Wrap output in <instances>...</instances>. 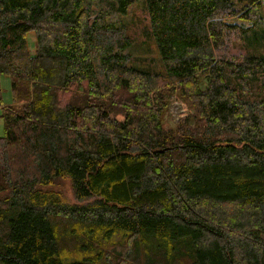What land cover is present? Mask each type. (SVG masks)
Wrapping results in <instances>:
<instances>
[{
  "label": "trees",
  "instance_id": "trees-1",
  "mask_svg": "<svg viewBox=\"0 0 264 264\" xmlns=\"http://www.w3.org/2000/svg\"><path fill=\"white\" fill-rule=\"evenodd\" d=\"M3 76L0 264H264V1L0 0Z\"/></svg>",
  "mask_w": 264,
  "mask_h": 264
},
{
  "label": "rangeland",
  "instance_id": "rangeland-1",
  "mask_svg": "<svg viewBox=\"0 0 264 264\" xmlns=\"http://www.w3.org/2000/svg\"><path fill=\"white\" fill-rule=\"evenodd\" d=\"M262 1H264V0H262ZM228 22L234 23L236 25H247V23H244L243 21H239L237 19H231ZM28 40H29L30 50L33 51V48H34V45H35L34 44V41H35L34 35L33 34H30L28 36ZM133 53L136 56H139V57H142V55L143 56H146L144 53H138L136 50H133ZM153 55H151V57ZM10 83H11V81H10V78L9 77H7V76L1 77V79H0L1 95H2L3 104L5 106H8V105L12 104V95H11V91H10L11 90L10 89ZM171 101H173V102H171ZM170 103L171 104H169V107L167 109V113H166L165 117L163 118V125H164L165 128H174L179 120L186 118L187 117V116H185L186 114H188V113L190 114L189 109H187L188 108L187 105L183 101L180 100V98L177 96L176 93L170 99ZM189 114H188V116L191 115V114L190 115ZM3 134H4L3 123H2V120L0 118V137H2ZM64 186L62 187L63 194L65 195V196H63V198L66 197V199L69 202L77 203L75 201L73 195H72V192L70 190L69 185L66 184ZM54 230H55V233L57 235H59L60 237L64 238L65 241H68L69 242V241L72 240V236L68 233L69 230H70V227L69 226L66 227V228L59 227L58 230H56L54 228ZM115 239H119V238L116 237ZM80 241H81V238L78 237L77 238V245L78 244H81ZM112 242L113 241L110 239V241L109 240L106 241V243H104L103 246H109ZM76 251L77 250H72L71 251V256L75 255ZM66 257L67 256H64V258H61V260L67 261V259H65Z\"/></svg>",
  "mask_w": 264,
  "mask_h": 264
},
{
  "label": "built area",
  "instance_id": "built-area-1",
  "mask_svg": "<svg viewBox=\"0 0 264 264\" xmlns=\"http://www.w3.org/2000/svg\"><path fill=\"white\" fill-rule=\"evenodd\" d=\"M173 101H174V100H173ZM173 101H172V102H173ZM188 114H189V113H188ZM188 114H186L185 116H187ZM185 116H184V117H185ZM184 117H183V118H184Z\"/></svg>",
  "mask_w": 264,
  "mask_h": 264
}]
</instances>
